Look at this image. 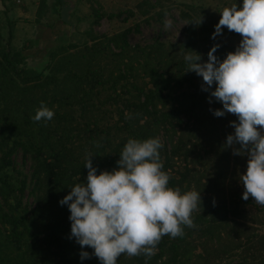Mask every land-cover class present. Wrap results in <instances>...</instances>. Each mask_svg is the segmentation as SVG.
<instances>
[{"label":"trees","instance_id":"16d2710c","mask_svg":"<svg viewBox=\"0 0 264 264\" xmlns=\"http://www.w3.org/2000/svg\"><path fill=\"white\" fill-rule=\"evenodd\" d=\"M53 4L61 5V0ZM47 5L46 0L39 1L36 23H43ZM52 11L59 14L57 22L68 24L60 17V7L52 6ZM103 13L95 14L93 23ZM181 13L187 19L181 43L170 42L166 47L158 40L145 46L131 44V26L110 34L93 33L90 42L82 45L61 43L51 48L46 71L26 66V48L13 47L0 31V264H101L88 246L83 251L91 258L81 260L80 245L64 237L70 211L59 201L70 187L86 183L88 155H93L97 174L112 171L129 138H159L162 171L169 175V187L182 193L200 192L201 205L192 213L196 227L182 226L184 235L176 238L163 236L150 259L122 254L117 264H188L196 242H201L202 252L197 254L203 259L198 264H222V256L235 254L239 264H264V252L254 254L258 247L242 245L235 237L237 230L227 228L232 219L243 215L242 204L248 202L237 190L225 193L232 182H224L222 166L237 163L238 155L221 152L222 166L209 172L195 166L198 144L207 141L201 150L212 152L222 129L226 142L229 127L234 133L228 126L233 117L228 113L214 116L210 109L222 105L215 98L210 104L209 93L201 90L202 77L186 71L188 52L201 54L206 62L207 52L216 43L206 22L196 25L192 14ZM115 15L121 12L107 14ZM41 102L54 112L51 120L32 119ZM183 117L192 119L194 126L187 128L192 123L184 124ZM232 121L238 123L237 118ZM195 126H200L198 133ZM197 135L199 142L194 140ZM18 149L32 160L29 193L34 198L30 204H22L26 176L15 182L6 171ZM54 202L60 205L59 211L50 208ZM261 237L264 248V232Z\"/></svg>","mask_w":264,"mask_h":264},{"label":"clouds","instance_id":"9594fccd","mask_svg":"<svg viewBox=\"0 0 264 264\" xmlns=\"http://www.w3.org/2000/svg\"><path fill=\"white\" fill-rule=\"evenodd\" d=\"M214 26L212 39L222 35V29L239 34L235 51L219 60L214 54L220 47L214 44L201 54L190 51L185 56L187 70L202 77L201 90L222 105L210 111L216 117L226 113L237 117L229 124L234 133L226 137L225 147L234 155H247V167L239 181L244 187L242 199L251 196L264 206V0H242L222 8ZM202 22V17L198 24ZM190 24V23H189ZM171 20L165 28H171ZM215 84V89L212 86ZM54 112L43 102L32 117L34 121L51 120ZM239 147H235L236 145ZM159 138L138 140L129 138L124 145L117 168L97 174L88 155L86 183L70 187L59 201L67 205L71 221V236L81 247L80 259H90L85 246L101 264H117L122 254L151 258L165 235H184L182 226L194 228L192 213L201 205L200 192H181L169 187V175L162 171Z\"/></svg>","mask_w":264,"mask_h":264},{"label":"rangeland","instance_id":"374dc122","mask_svg":"<svg viewBox=\"0 0 264 264\" xmlns=\"http://www.w3.org/2000/svg\"><path fill=\"white\" fill-rule=\"evenodd\" d=\"M39 1L40 0H0V31L3 34L4 41L9 39L13 47L26 48L23 51L24 54H26V66L44 71H46L45 66L49 59V50L58 44L68 43L82 45L86 41L90 42V34H110L122 30L124 27L131 26L133 29L128 36L131 44L145 46L158 40L163 42L166 47L170 42L181 43L185 38L187 19L182 16V10L188 11L197 21L202 17V22H206L212 28L213 33L215 30L214 26L220 19L219 12L222 8L230 6L232 3L237 2L238 6L242 3V0H143L144 2L142 0H65L73 4L69 14V20L73 23L72 25L70 22H67L68 24L57 22L59 21V14L53 11L51 12L52 6L56 8L60 7V4H53L55 0H46L48 5L41 17L43 23H36V9ZM140 2H143L141 7L138 6ZM153 3H155V5L151 7ZM128 9H132L133 13L129 14L127 12ZM23 10L26 11L27 16L22 13ZM143 10L146 12H142ZM102 12L106 14L103 13L98 23H93L95 14H100ZM109 12L114 14L121 12V15L108 17L107 14ZM167 20H171L172 22L171 28L168 29L165 28V22ZM135 24H138V29H135ZM46 25L51 28H46ZM45 28L46 30L44 31ZM48 32H50V34H48ZM241 39L242 37L239 34L231 32L227 28H223L222 35H218L213 39L216 44L220 45L214 54L219 60H223L227 53L235 51ZM228 114L231 118H237L233 114ZM232 120H228V126H230L229 122ZM186 121H190L189 124L192 123V125L187 126V128H192L191 126H194L192 119L187 120L186 117H183L184 124ZM229 128L227 132L233 134L232 129ZM194 129L196 133H198L200 126H195ZM202 134L205 133L203 132ZM217 135L218 139L214 142L212 152L201 150V148H203L201 146H206L207 141L203 140L198 144V147H200V156L198 157L197 155L194 162H196V168H199L201 172L204 170L209 172L217 165L221 167V152H230L231 155L233 154L232 148L222 146L225 142L223 141L225 138L223 129L222 131L219 130ZM194 140L199 142L201 140L200 136L197 135V138L195 137ZM235 147L238 148L239 145L237 144ZM214 150H216L217 153ZM10 158L13 161V165L7 167L6 171H8L15 182L24 175L26 176L27 185L22 204H30L34 198V196L29 193V177L32 168V160L29 154L24 155L21 149L16 150ZM237 159V163L229 161L222 166V171L225 172L224 182H226V184L229 180L232 182L230 190L227 191L225 189L227 195L237 190L239 195L242 196L244 192V187L239 181V176L246 171L248 157L247 155H238ZM192 166H194L193 163ZM207 166L211 169H207ZM225 188H227V185H225ZM56 203L57 202L51 204L50 208L54 211H59L60 205ZM242 210L244 211L243 215L237 216L236 219H232L233 221L227 228L231 231L229 228L234 227L237 230L235 231V237H239V240L244 242L242 245H251V248L252 246L258 247L253 253L256 255L258 253L262 254L264 252L261 237L264 232V206L257 204L254 199L249 196L248 202L242 204ZM66 217L67 216H64L63 219ZM70 226L71 221L68 219L65 222L66 235H64V237L66 236L69 238L71 236ZM231 233H234V231ZM249 237L252 239L246 240V238ZM71 240L76 243L74 237H72ZM199 244H201V242H196L189 253L191 260L189 263L198 264L199 261L202 263V256L197 254L202 252ZM237 251H241V247H239ZM249 252L252 251L250 250ZM253 253H249V255H253ZM221 260L222 264H239V258L236 254L226 257L222 256ZM125 261V259L122 260V262Z\"/></svg>","mask_w":264,"mask_h":264},{"label":"water","instance_id":"95a60500","mask_svg":"<svg viewBox=\"0 0 264 264\" xmlns=\"http://www.w3.org/2000/svg\"><path fill=\"white\" fill-rule=\"evenodd\" d=\"M73 6V4L69 1L61 0L60 5V17L65 22H70V24L73 25V23L69 20V14H70V8Z\"/></svg>","mask_w":264,"mask_h":264},{"label":"crops","instance_id":"0c3cea01","mask_svg":"<svg viewBox=\"0 0 264 264\" xmlns=\"http://www.w3.org/2000/svg\"><path fill=\"white\" fill-rule=\"evenodd\" d=\"M22 13H24V14H25V16H27V14H26V11H25V10H23V11H22Z\"/></svg>","mask_w":264,"mask_h":264}]
</instances>
